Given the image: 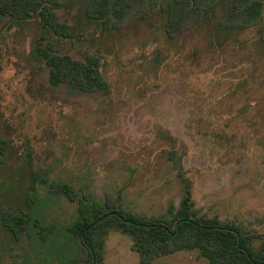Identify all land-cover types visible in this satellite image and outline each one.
<instances>
[{
    "label": "rangeland",
    "instance_id": "1",
    "mask_svg": "<svg viewBox=\"0 0 264 264\" xmlns=\"http://www.w3.org/2000/svg\"><path fill=\"white\" fill-rule=\"evenodd\" d=\"M98 1L58 0L62 33L36 14L0 19V264L82 262L66 232L79 197L170 220L188 186L198 215L264 234V26L238 28L231 3L199 0L169 38L165 0H121L105 23ZM48 42L95 57L107 88L52 85L35 52ZM33 174L44 178L34 195ZM16 214L19 240L2 223ZM104 240L102 264H140L130 236L112 228ZM151 264L208 262L178 250Z\"/></svg>",
    "mask_w": 264,
    "mask_h": 264
},
{
    "label": "trees",
    "instance_id": "2",
    "mask_svg": "<svg viewBox=\"0 0 264 264\" xmlns=\"http://www.w3.org/2000/svg\"><path fill=\"white\" fill-rule=\"evenodd\" d=\"M206 1L210 9L216 2ZM223 1L231 3L232 16L242 20L238 21V28L264 26L263 2ZM200 2L165 0V32L169 38L173 37L182 22L200 7ZM121 3V0H99V12L95 14V19L104 20L105 23L111 4L116 6ZM57 4L58 0H0V19L10 15L22 20L36 14L45 31L62 33L67 25L58 21L54 11ZM89 12L90 10H87L88 15ZM53 48L54 45L48 42L46 46L39 43L35 50L49 68V80L52 85L65 83L81 92L107 88V83L100 76L99 63L95 57L89 56L85 62L74 61L69 56L57 55ZM9 149L8 141L0 137V166L4 164ZM43 180L40 175H32L30 192L33 195L37 183ZM62 189L67 196L73 193V188L68 183H64ZM191 199L190 187L187 186L180 210L176 211L174 205H171L168 213L172 216L167 220L162 217L146 218L121 206L112 207L109 202L79 197L77 217L73 224L66 228L67 234L86 251L85 258L77 264H102L104 237L112 228L119 229L132 238L133 249L140 256V264H151L156 257L178 250H198L208 264H264V234L246 231L231 222L224 223L217 216H200L192 209ZM24 220V216L16 214L3 217L2 223L10 230L15 240H19L21 230L13 228V225H21Z\"/></svg>",
    "mask_w": 264,
    "mask_h": 264
}]
</instances>
